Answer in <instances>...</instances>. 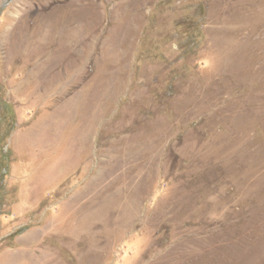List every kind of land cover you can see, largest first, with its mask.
<instances>
[{
	"label": "rangeland",
	"instance_id": "rangeland-1",
	"mask_svg": "<svg viewBox=\"0 0 264 264\" xmlns=\"http://www.w3.org/2000/svg\"><path fill=\"white\" fill-rule=\"evenodd\" d=\"M0 264H264V0H0Z\"/></svg>",
	"mask_w": 264,
	"mask_h": 264
},
{
	"label": "bare ground",
	"instance_id": "bare-ground-1",
	"mask_svg": "<svg viewBox=\"0 0 264 264\" xmlns=\"http://www.w3.org/2000/svg\"><path fill=\"white\" fill-rule=\"evenodd\" d=\"M74 2V1H73ZM72 4V3H71ZM75 3H73V5H74ZM67 5V4H66ZM67 6H70V4H68ZM69 8V7H68ZM64 9V8H63ZM48 11V10H47ZM53 11V10H52ZM57 11V10H56ZM56 11H55V13H56ZM41 12H43V11H41ZM58 12V11H57ZM60 12V11H59ZM45 13V12H44ZM51 13V12H50ZM63 13V12H62ZM67 13H68V10H67ZM43 14V13H42ZM73 14V13H72ZM56 15V14H55ZM62 15V14H61ZM68 15V14H67ZM70 15V14H69ZM33 16V15H32ZM42 16V15H41ZM46 16V15H45ZM40 17V16H39ZM48 17V16H47ZM50 17V16H49ZM53 17V16H52ZM68 17V16H67ZM74 17V16H73ZM80 17V16H79ZM82 17V16H81ZM61 18V17H60ZM28 19V18H27ZM51 20L50 21H53V19L52 18H50ZM54 19H55V17H54ZM71 19V18H70ZM81 19V18H80ZM62 20H64V19H62ZM68 20V19H67ZM88 20H90V19H88ZM34 21H36L37 22V20H34ZM44 21V20H43ZM47 21V20H46ZM49 21V20H48ZM47 21V22H48ZM50 21L48 22V23H50ZM55 21V20H54ZM61 21V20H60ZM66 21V20H65ZM76 21V20H75ZM75 21H74V23H75ZM26 22H27V20H26ZM72 22V21H71ZM78 22H79V20H78ZM33 23V22H32ZM52 23V22H51ZM50 23V24H51ZM55 23V22H54ZM63 23H65V22H63ZM68 23H69V21H68ZM30 24V23H29ZM40 24V23H39ZM61 24H62V22H61ZM70 24V23H69ZM24 25V24H23ZM52 25V24H51ZM70 25H73V24H70ZM70 25H69V27H70ZM43 26V25H42ZM41 26V27H42ZM61 26V25H60ZM65 26H67V25H65ZM20 27H22V26H20ZM38 27H40L39 25H38ZM37 27V28H38ZM44 27V26H43ZM48 27H50V25L48 26ZM54 27H55V29H56V26H55V24H54ZM72 27V26H71ZM34 28V27H33ZM45 28H47L46 26H45ZM52 28V27H51ZM61 28V27H60ZM64 28V27H63ZM62 28V29H63ZM81 28V27H80ZM27 29V28H26ZM42 30H43V28H41ZM40 29V30H41ZM61 29V30H62ZM75 29V28H74ZM79 29V28H78ZM32 29H29V31H31ZM38 30V29H37ZM39 30V31H40ZM46 30V29H45ZM25 31V30H24ZM27 31V30H26ZM55 31H57L58 32V30L56 29ZM65 31H67V29L65 28ZM32 32V31H31ZM45 32V34H46V31H44ZM61 32V31H60ZM67 32H69V31H67ZM17 33H19V32H17ZM30 33V32H29ZM35 33V32H34ZM39 33V32H38ZM40 33H43V31L42 32H40ZM49 33V31L47 32V34ZM59 33V32H58ZM71 33H72V31H71ZM74 33V32H73ZM22 34V33H21ZM20 34V35H21ZM32 34H33V32H32ZM68 34V33H67ZM66 34V35H67ZM85 34V33H84ZM18 35V34H17ZM16 35V36H17ZM27 35H28V33H27ZM30 35V34H29ZM37 35H39V34H37ZM42 35H44V34H42ZM58 35V34H57ZM75 35V34H74ZM15 36V35H14ZM35 35H33V37H34ZM46 36H48V35H46ZM54 36H55V34H54ZM71 36H72V34H71ZM76 36V35H75ZM13 37V36H12ZM19 37V36H18ZM21 37V36H20ZM38 37V36H37ZM51 37V36H50ZM16 38V37H15ZM31 38V37H30ZM45 38V37H44ZM52 38V37H51ZM69 38V37H68ZM74 38V37H73ZM29 39V38H28ZM27 39V40H28ZM31 39H33V38H31ZM34 39H35V37H34ZM56 39V38H55ZM71 39V38H70ZM78 39V38H77ZM15 40V39H14ZM30 40V39H29ZM28 40V41H29ZM53 40H54V37H53ZM57 41H58V39H56ZM56 40H54V41H56ZM10 41V40H9ZM12 41H13V39H12ZM28 41H23V43L24 42H28ZM36 41V40H35ZM37 41H38V39H37ZM40 41H43V40H40ZM60 41H61V39H60ZM59 41V42H60ZM46 42V41H45ZM59 42H57V43H59ZM14 43V42H13ZM19 43V42H18ZM35 43V42H34ZM39 43V42H38ZM40 43H42V42H40ZM39 43V44H40ZM52 43H53V41H52ZM30 44L32 45L33 43H31L30 42ZM43 44V43H42ZM46 45V52L44 53V55H43V60H42V62H39L38 60H36V61H34L33 62V65H31V67L29 68V70H27L25 73H24V75H23V79H22V81H21V84H23V86H28V85H31L32 87H33V93L35 94V96L36 97H46L47 98V100L48 101H51L52 100V94H51V91L52 90H50L51 89V87H53L52 86V84H53V72H54V68H56L55 66H54V61H53V57H52V52H51V49H50V47L52 46V44H50V43H48L47 44V42L45 43ZM56 44V43H55ZM62 44V43H61ZM30 45V46H31ZM35 45H36V43H35ZM7 46V45H6ZM10 46V45H9ZM17 45H15V47H16ZM23 46V45H22ZM21 46V47H22ZM33 46V45H32ZM31 46V47H32ZM59 46H60V44H59ZM14 47V46H13ZM18 48H19V46H17ZM25 47H27V46H25ZM36 47H37V45H36ZM64 47V46H63ZM62 47V48H63ZM68 47V46H67ZM7 48V47H6ZM39 48V47H38ZM37 48V49H38ZM60 48V47H59ZM65 48V47H64ZM10 49L12 50V48L10 47ZM30 49V48H29ZM34 49V48H33ZM27 49H25V51H26ZM35 50V49H34ZM39 50V49H38ZM64 50V49H63ZM66 50V49H65ZM70 50V49H69ZM6 51L9 53V50H7L6 49ZM17 51H18V49H17ZM29 51H31V49L29 50ZM55 51V50H54ZM68 50H66V52H67ZM12 52V51H11ZM42 52V51H41ZM62 52V51H61ZM17 53V52H16ZM29 54V53H28ZM35 54V53H34ZM40 54H42V53H40ZM58 55H59V51H58V53H57ZM11 55V54H10ZM22 55V54H21ZM23 56V55H22ZM34 56V55H33ZM57 56V55H56ZM70 56V55H69ZM42 57V56H41ZM63 57V56H62ZM17 58V57H16ZM34 58V57H33ZM57 58V57H56ZM67 58V57H66ZM69 58V57H68ZM67 58V59H68ZM37 59V58H36ZM42 59V58H41ZM40 59V60H41ZM63 59V58H62ZM70 59V58H69ZM68 59V60H69ZM66 60V59H65ZM68 60H66V61H68ZM58 62V61H57ZM60 62V61H59ZM62 62V61H61ZM60 64V63H59ZM63 64H65V63H63ZM70 64V63H69ZM56 65H57V63H56ZM61 67H63V66H61ZM60 69V68H59ZM64 69V68H63ZM62 70V69H61ZM64 71V70H63ZM66 72V71H65ZM57 76V75H56ZM59 76V75H58ZM57 76V77H58ZM64 76V75H63ZM62 76V77H63ZM59 79V78H58ZM55 80V79H54ZM64 80V79H63ZM57 81V80H56ZM71 89V88H70ZM54 91V90H53ZM46 100V101H47ZM39 103V102H38ZM50 103V102H49ZM48 106V105H47ZM47 109V108H46ZM49 109V108H48ZM51 109V108H50ZM196 109V108H195ZM47 120H48V122L49 123H51V121H52V111L50 110L49 112H48V114H47ZM54 120V119H53Z\"/></svg>",
	"mask_w": 264,
	"mask_h": 264
},
{
	"label": "trees",
	"instance_id": "trees-1",
	"mask_svg": "<svg viewBox=\"0 0 264 264\" xmlns=\"http://www.w3.org/2000/svg\"><path fill=\"white\" fill-rule=\"evenodd\" d=\"M4 169V168H3Z\"/></svg>",
	"mask_w": 264,
	"mask_h": 264
}]
</instances>
